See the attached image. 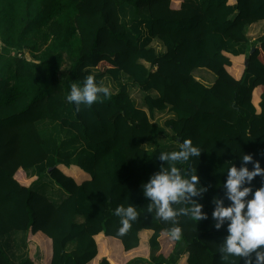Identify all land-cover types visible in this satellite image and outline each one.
<instances>
[{
  "label": "trees",
  "instance_id": "16d2710c",
  "mask_svg": "<svg viewBox=\"0 0 264 264\" xmlns=\"http://www.w3.org/2000/svg\"><path fill=\"white\" fill-rule=\"evenodd\" d=\"M260 20L264 0H0V264H36L29 251L12 261L4 243L11 232L42 236L48 264H177L182 253L187 264H245L221 250L229 221L217 228L212 213L217 200L232 203L230 167L264 168V35L247 36ZM154 39L162 52L150 46ZM236 44L244 50H229ZM199 67L214 73L210 85L193 74ZM88 75L98 84L108 75L119 88L108 87L110 95L91 106L69 103L71 85ZM129 84L143 92L142 106ZM55 122L74 132L77 152L62 147L59 134L68 131ZM50 126L56 133L44 132ZM166 128L173 147L159 145ZM186 138L199 156L160 159ZM172 166L185 178L196 175L203 191L171 206L198 203L206 214L200 220L179 211L164 220L145 195L151 177ZM19 171L29 185L17 180ZM44 174L66 193L58 203L33 188ZM262 186L264 173L245 179L241 187L251 192L244 199ZM120 206L137 212L123 235ZM177 225L182 237L174 240ZM145 238L144 259L135 252Z\"/></svg>",
  "mask_w": 264,
  "mask_h": 264
},
{
  "label": "clouds",
  "instance_id": "9594fccd",
  "mask_svg": "<svg viewBox=\"0 0 264 264\" xmlns=\"http://www.w3.org/2000/svg\"><path fill=\"white\" fill-rule=\"evenodd\" d=\"M110 95V89L98 84L93 75H88L82 85L73 83L66 99L69 103L91 106L99 98V95ZM200 148L193 144L190 138L184 139L179 151L162 152L160 159L168 161H187L190 156H199ZM251 155H245L244 161H250ZM264 173L259 163L252 170L242 166H232L228 169V178L225 182L227 196L232 201L231 205L224 206L220 200L216 201V208L212 215L216 219V227L219 228L225 220H228V235L224 240L222 251L236 257H245V264H253L252 253H255V264H264V186L258 188L251 199L245 200L251 192L250 187H241L245 179L251 181L257 174ZM198 177L192 175L190 179L181 175L180 170L172 166L164 169L151 177L144 185L145 195L151 197L158 206L157 214L164 220L173 219L177 212L190 214L194 220H200L206 214L201 211V205L193 203L190 209L173 208L170 202H179L187 196L196 195L203 189L197 188ZM246 208V211H245ZM116 214L122 215V227L118 232L123 235L131 228V220L137 216L136 210L129 206L117 207ZM172 239L179 240L182 237L180 226L170 229ZM227 258V257H225Z\"/></svg>",
  "mask_w": 264,
  "mask_h": 264
},
{
  "label": "rangeland",
  "instance_id": "374dc122",
  "mask_svg": "<svg viewBox=\"0 0 264 264\" xmlns=\"http://www.w3.org/2000/svg\"><path fill=\"white\" fill-rule=\"evenodd\" d=\"M123 16L127 22H130V20H132L134 18V15H132V10L129 8L124 9V15ZM236 45H242V44H236ZM150 46L154 47L157 52H162L164 49V47L162 46V43L156 39H154L150 43ZM229 50H230V47H229ZM232 50L238 51V50H240V47L232 48ZM66 62L67 61L65 59L62 60V62H61L62 68L60 69V71H63L64 69H66V67H67ZM201 72H207L210 76H212L208 81H206L207 84L210 85L213 81L214 73L205 67H199V68L194 69L193 74L195 76L199 75V77H201V75L198 74ZM122 76H126V75L122 74ZM102 81H103L102 85L109 87L113 90H116L119 88L120 83H118V81H113L112 78L108 75L105 76ZM120 82H123V81L120 80ZM130 82L132 83L131 80H130ZM125 83H127V82H125ZM247 83H250L248 78H247ZM128 90H129L130 96H131L132 100L134 101V103L137 106H142V104H144L143 92L139 89V87L136 84H134V85L129 84ZM167 117H168V115H167L166 111H164L163 113H159V115H157V118L155 120L157 121L158 124H162L164 119ZM54 124L57 126V129L59 132L60 131H68V132H61L59 134L61 144L62 145L66 144L65 147L64 146H62V147L63 148H70V149L73 148L74 150L73 149L72 150L74 152H77L79 149L78 144H77V140H75V138H73V136L69 133V132H71L74 135V132L69 128L60 126V124L58 122H55ZM40 125H41V123H38V126H40ZM54 130H55V127L50 126L49 129L44 130V132L45 133L55 132ZM158 140H159L160 146L173 147L176 145V142L173 138V132L169 128L165 129V132L159 136ZM62 169L66 173H69L72 171L71 168L63 167ZM28 174H30L32 176L34 173H33V171L30 173V171H29ZM16 178H17V180H20V182L23 184L29 185L31 183V180L28 179L22 171L17 172ZM33 188L35 190H37L38 192H42V193L46 194L55 203H58L63 198V196L66 194L64 192V190H62L59 186H57L48 177L47 174H44L43 177L38 178V180L34 181L33 182ZM37 239L35 236L30 235V244L33 246L34 244L37 243L41 247V250H43V252L46 251L48 248L45 246V243H43V241L41 240L42 236H39V238H37Z\"/></svg>",
  "mask_w": 264,
  "mask_h": 264
},
{
  "label": "crops",
  "instance_id": "0c3cea01",
  "mask_svg": "<svg viewBox=\"0 0 264 264\" xmlns=\"http://www.w3.org/2000/svg\"><path fill=\"white\" fill-rule=\"evenodd\" d=\"M261 35H264V20H260L258 22L251 24L249 28V32L247 34V36L249 37V40H253ZM236 47H240V50L242 51L245 48V44L238 45ZM198 74H200L201 77H199V75H196V77L199 80H201L203 83L208 85L206 81H208L212 76H210L207 72H201ZM214 77H213V80H214ZM251 81L252 79L250 78V82ZM248 199H251V198H248ZM245 211H246V208H245ZM151 233L152 232L149 230V235ZM147 234H145L146 237H147ZM145 241H146V238L141 240V245H140L141 247L140 248L138 247V249L135 252L137 256H140L144 259L148 258V255L150 252V251L148 252V248L145 247ZM4 243H5V250L7 251L9 257L14 262H18L21 259V257L25 255L26 253H28L29 251L30 256L34 259L36 264H48V262L44 260V252L43 250H41V247L37 243H36L37 245L34 244L32 246L30 244V237H28V235L24 232H11V234L5 237ZM72 248H73L72 244L67 246L68 250ZM88 264H97V261L96 260L93 262L91 261ZM131 264H147V263L140 261V260H136V261H133V263ZM177 264H187V254L186 253H182L180 255L177 261Z\"/></svg>",
  "mask_w": 264,
  "mask_h": 264
},
{
  "label": "water",
  "instance_id": "95a60500",
  "mask_svg": "<svg viewBox=\"0 0 264 264\" xmlns=\"http://www.w3.org/2000/svg\"><path fill=\"white\" fill-rule=\"evenodd\" d=\"M253 48L250 50V52H253ZM245 64H248V58L245 59Z\"/></svg>",
  "mask_w": 264,
  "mask_h": 264
}]
</instances>
